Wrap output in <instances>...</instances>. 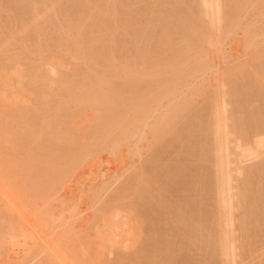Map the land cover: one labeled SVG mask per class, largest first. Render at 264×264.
<instances>
[{
    "label": "bare ground",
    "instance_id": "6f19581e",
    "mask_svg": "<svg viewBox=\"0 0 264 264\" xmlns=\"http://www.w3.org/2000/svg\"><path fill=\"white\" fill-rule=\"evenodd\" d=\"M136 1L113 0L112 2L111 0V3L110 0H68L69 4L65 5L67 9L64 8L67 10L64 18L68 19L65 23H62L63 27L58 29L64 34L60 33L62 36L59 34L60 36L57 35V37L52 38L49 36L47 38L46 34L54 24L50 21L52 19L49 18L51 25L49 23L45 25L44 23L45 26L43 25L42 27L37 26L38 24L35 22L40 21L41 17L44 18L45 15L43 14L47 13L49 8L53 9L54 13L51 12L52 15L61 14L62 8L59 7L61 11L58 9L60 0H0V4L6 3L8 16L19 14L14 28H12L14 24L12 21V29L9 31L10 35L6 34L9 37L7 36L6 39L0 34V74L4 73V69L9 68L6 70L13 69L12 75L14 77H12L16 78L14 84L18 80V83L22 82L20 80H24L25 83L28 81L30 84L39 82L40 85L38 84L39 86L35 87L37 90L33 91V93L36 92V97L39 99L38 102L40 100H43L44 103L49 102L50 107L54 102L55 110L53 111L56 114L55 118H58L56 113V110H58V113L64 112L63 116L66 117L64 120H68L64 123L68 129L63 131L62 128L66 127V125L61 127L63 133L59 130L55 132V128H60L61 123L63 124V119L60 120V123H58L59 120L53 119L55 122L52 118L51 121L48 120L46 122L44 120V123L42 120L43 125L46 126L45 128L43 126L44 130H49H47V133L51 131L49 128L52 129L54 127L53 131L50 132L52 135L49 134L47 136L45 133L47 136H45L47 138L45 139L49 142V144H45L46 146L43 143L38 145V139L40 140L41 137L37 132L36 136L34 135L33 125L30 131L26 130L27 147H25V152L28 149L26 152L28 153L29 149H31L29 157L26 156L28 161L25 160L30 179L28 178L25 181V187L22 188L24 195L16 194V187L7 183L6 179L8 178L6 173H3V166L1 165L3 160L0 158V220H3L2 226H5V228H2V226V229L0 228V253L5 254L4 252H6L11 260L19 259L21 257L19 255L23 253L25 261L24 263L22 261V264H101L100 262L102 259L105 260L104 256L106 254L108 255L109 253L110 255L121 249V242L112 243L108 239H110L111 233L113 237H117L113 239L122 237L121 233L124 228L117 225L112 226L116 220L125 218V221H130L131 219L129 215L125 216L122 213V209L115 211V213L108 209L102 210L101 214L99 213L100 216L94 220L92 229L94 230V237L86 235L90 245L76 246L73 243L76 240V238H73L74 224L69 219L82 215L81 213L84 211L77 212V214L76 210L72 209L74 212L69 210L71 212L67 211L70 214L69 217L65 216L67 214L65 210L66 213L62 210L59 214L54 215L51 209L52 202L57 201L59 193L70 183L69 181L72 180L76 170L96 152L103 150H109L110 153L118 152L130 140H135V144L145 142L144 140L147 139L149 133L158 142L160 141V136L164 135L163 137H166L169 133L166 131L164 134V131L172 126L174 121L177 122L178 118L184 117L186 113L184 111H186L188 106H191L189 103L196 96L199 97V93L203 90L204 84H206L205 82L209 80L208 76L214 73L217 65L213 61V55L216 57L217 52H220L225 47L227 38L231 34L235 36L239 32L238 30L242 28L244 11L247 14L246 9L250 6H256L257 8L255 9H258L259 14L264 17V0H167L169 2L162 0V3L161 0H157L145 12L144 10L138 11L135 8L137 11L132 14V5ZM164 2L165 4H173L171 5L172 8L170 7L172 11L169 10L170 12H168V8L165 11V4L163 5L164 10L162 9L161 4ZM138 3L140 2L137 1L135 4ZM40 4L44 5L43 9L46 6L47 10L45 12L39 10ZM123 7H125L124 14L119 16L121 13L120 11L118 13L117 9L120 10ZM167 12L169 14L172 13V16H174L172 18L176 16L177 20L165 18L168 15L166 14ZM156 14L161 16V18L159 16L161 21H158V23L162 22L160 25L163 29V36L159 37L156 44L159 45L157 49L162 50L164 45L170 41L173 42L172 45L175 46V49H172L173 51L169 49L170 52L167 54V51L162 55L160 54L161 57L158 56V59L156 57L150 59L152 58L150 56L148 59L149 52L153 53L152 51L154 50L151 51V49L156 47V45H153L150 50H147V56L146 50L144 51L142 48L144 56H140L142 52L140 53L138 50L140 53V55L138 54L139 58L137 56L131 61L126 56L129 60L128 62L125 60L120 61L129 50H127V45L130 42L131 45L129 47L131 46V49L132 44L136 48L140 47L142 41H136V39L144 36V32L139 28V25L146 16L151 18ZM163 15H165L164 18ZM14 17L12 18L14 19ZM11 20L7 21L6 26L11 23ZM45 20L47 19L45 18ZM29 21L30 23L34 22L35 25L37 24L35 27L37 31L34 29V32L40 35L36 36H44L43 38L40 37L39 42L35 41L36 44L33 42L35 45H30L31 48H29L30 46L27 43V45L24 44L27 35L26 39L24 38L25 36L21 37L20 34L15 35L17 32H24L29 36L31 32H27V28L31 27L27 24ZM173 21L175 24H173ZM16 24H19V27ZM47 25L49 26L48 28H46ZM111 26L114 29L116 28V30L121 28L120 32L122 34L124 29L127 32L124 33L126 38L131 37L134 39L130 41L131 38L129 40L125 38L129 43L124 39L125 46L124 42L122 44L123 47L127 46V48H124V54L120 52L122 57L120 55L119 58L117 54L113 53L118 46H112L114 48L112 51L110 45L111 43L113 45L118 44L116 43V36L115 39H112V42L109 40L115 34L112 33L113 37L108 35L110 34L108 31ZM55 27L53 28L54 30L52 29L53 32L56 30ZM15 29L17 30L16 32H14ZM3 30L5 31V29ZM4 31H2V35L8 30ZM243 31L246 35L243 46L246 47L247 51L251 49L250 51L252 52V49H257L260 46V42L263 43L260 39L264 35V27L251 32L250 24L246 23ZM110 32L115 31L111 30ZM148 33L151 37L153 35L154 38L156 37L155 28ZM214 33L216 37H214ZM127 34H130V36ZM14 35L16 37L20 36L21 38L19 39L23 40V42L22 40L21 42L19 41L26 46L25 50H22L23 52H16V50H19L18 48L15 53L12 52V47H14V44H12L13 39L16 38ZM28 38L30 39L31 37ZM135 41L136 43H134ZM15 42L18 45V41L15 40ZM137 42L140 43L137 45ZM16 45L15 47H20ZM214 51H216V54L212 53ZM251 52L249 54L252 57ZM112 53L117 56L119 62H116L117 58L112 56ZM255 53L253 52V54ZM30 54H33L34 58H38L34 64L31 59L33 56L31 55V58H29ZM51 54L52 57H50ZM254 57L257 56L254 55ZM259 58L257 57V60H255L256 58H250L249 62L246 63L247 67L243 66L241 69L239 68L240 70L237 68L239 70L238 76L227 72L225 73L229 74L228 76L224 75V73L223 76L220 74L222 77L219 74L213 76L214 81L217 82L218 80V89L212 95H207L208 99L206 97V103H204V106L203 104L201 105V110H197V112H194L195 114L188 113L190 117L194 114L192 118L185 116L188 120L183 119L186 126L184 127L190 135L187 141L191 149L185 148L191 154V157L188 156V153L186 155L190 157V161L187 159L184 161V163H187L185 168L179 167V169L174 163L171 165L177 167L176 172L180 170L178 174L183 178L188 177L191 181L192 178H195L193 179V184L187 181L188 179H182V181H185L184 185L181 182L176 185L180 186V188L185 187V191H190V194L196 187H199L198 191L200 190L204 195H201L202 197L199 200H191V202L186 200V205H182L183 207L180 206L177 209L179 214L175 212L173 216L172 214L170 216L177 225V227L173 226V228H176L174 230L183 232L181 233L182 237L173 236L183 238L185 240L183 243L186 244L185 247L189 252L192 255L197 254L200 256L201 261H199L201 264H242V262L238 261V258L241 254L240 251L246 247L243 243L249 239L250 233L254 232L252 235H255L259 228L264 227V110H262L264 105L261 109L252 104L247 105L249 98L250 102L254 100V103L258 106L264 104V78H261L260 75L263 73L259 74L256 67L257 70L252 68L250 71L252 62L256 61L254 63L257 66ZM20 60H24L26 63L29 60L31 65L27 64L29 67L26 66L27 69L23 68ZM71 61L75 64L74 68ZM259 61L261 62V60ZM102 64L104 66H101ZM98 66L107 67V71H104L106 70L104 68L102 70L105 73L103 71V73H98L100 72L98 69H101ZM259 70L264 72V68ZM96 74H98V77ZM224 76L227 77L224 78ZM5 78L9 79L7 75ZM199 80L200 82H198ZM21 84L22 87H26L24 83ZM14 87L17 88L16 85ZM7 88L11 91V84H8ZM24 91L26 90L24 89ZM51 94L54 95L52 96ZM36 97L34 100L36 101L35 107L38 103ZM47 98H50V100ZM44 99L48 100V102ZM43 102L41 104L38 103L39 107L43 104L42 108H38L37 105V109H41L39 112L45 110L43 108H47L46 110L50 109V107H47L49 105ZM24 105L26 106V103ZM191 107L193 108V106ZM87 108H93L96 111V117L88 124L86 132H83L79 120ZM37 109L35 108V110ZM51 110L48 111L52 113L53 111ZM42 114L44 116L43 111ZM15 117L18 116L16 115ZM32 120H30L31 122L27 121V123L25 119V125L31 126V124H34ZM49 122H52L50 123L51 126L47 124ZM54 122L55 124H53ZM177 123L180 124L182 122ZM29 126H25V128L29 129ZM48 126L49 128H47ZM43 128V134L41 135H44ZM32 130H34V133ZM23 132L25 133V131ZM55 134H57V137ZM8 136L11 137V134H7ZM184 136L181 134L182 138ZM10 137L6 138V141L11 143ZM82 138L88 139L87 142H84L83 139L81 143L80 140ZM177 139L181 140L178 137ZM46 141L44 140L43 142L46 143ZM181 141L186 145V139ZM35 143L37 144L36 147H34ZM51 143H55L52 148ZM57 144L61 149L66 146L65 150L63 149L64 153H62L63 151L58 152L60 149ZM177 144L181 145L182 143L178 141ZM177 144L174 143L176 148H178ZM182 147L184 148L185 146L182 144ZM141 148L142 145L139 148L140 151L138 149L139 153H141ZM39 152L42 153L39 156V158L42 156L40 162L43 161L42 163L44 164L36 168V166H33L35 162L33 161L32 163V160L37 157L35 159L39 162L37 156ZM182 157V159H185L184 156ZM181 158L179 159L180 161H182ZM180 164L183 165V163ZM176 167L174 168L176 169ZM174 168H171L172 173ZM182 168L183 170H181ZM47 171H50L48 174L53 177L47 181V185L43 184V186L40 183H45L46 180L43 182V179L48 178L49 175L45 178ZM166 172H168L167 168ZM42 173L44 177H42ZM53 173L56 175L55 177L52 175ZM149 174V172L146 175L141 173L140 177L143 175L142 179H145L147 175L150 177ZM168 174L166 173V175ZM175 175L177 176V174L173 176ZM197 176H199V180L196 179ZM178 179L180 180L181 177ZM40 180L42 181L40 182ZM145 180L147 182V179ZM175 188L173 187L174 190ZM141 195L143 196V194ZM43 198H45L46 202H43ZM40 200L44 203H42L44 207L47 206L49 210H42L44 208L43 205L36 204ZM37 207L40 208L38 209ZM172 209H175L174 206ZM32 214L35 216L34 220L31 217ZM111 215L112 218L110 217ZM35 220L38 225H36V222L34 223ZM49 225L53 226L49 228ZM255 228H258V230ZM174 230L171 231L174 232ZM184 240H181V242ZM122 245L124 244L122 243ZM92 246L98 247L96 257L91 256ZM128 247L129 245L124 246V248ZM246 253L248 254V252ZM16 262L14 263L13 261V264H16Z\"/></svg>",
    "mask_w": 264,
    "mask_h": 264
},
{
    "label": "rangeland",
    "instance_id": "374dc122",
    "mask_svg": "<svg viewBox=\"0 0 264 264\" xmlns=\"http://www.w3.org/2000/svg\"><path fill=\"white\" fill-rule=\"evenodd\" d=\"M60 1L61 2H59L60 5H58V9L62 8L63 11H61V9H60L61 14H58L57 16L55 14H53L54 16L52 15L51 12H53V9H50V8L46 13L45 11L47 10V8L45 6V9H43L44 8L43 4H40L38 7L40 11L45 12L43 14L45 16H44V18L40 16L41 20L39 19L40 21H36L35 23L38 24V25L37 24L36 25L39 27H42L44 25V23H45V25H46V23L50 24V21H52L51 23H54L51 26L52 28L50 30H48V32H47L48 35L46 34L47 38L49 36L51 38L57 37V35L60 36L61 35L60 33H63V32L59 31L58 29L63 27L62 23H65V21H67V19H68V18L67 19L64 18V17H66L65 11H67L66 10L67 7H65V5L67 6L68 0H60ZM137 1L140 3L135 4ZM137 1L132 5L134 7V8L132 7V14L134 12H136L137 9H138V11L144 10V12H145L149 7L153 6L154 2H156L157 0H141V1L137 0ZM110 2H111V0H110ZM112 2H113V0H112ZM165 2H169V1L165 0ZM165 2L163 4H161L163 10H164L163 5L165 4ZM49 3H50V1H49ZM161 3H162V0H161ZM171 5H173V4H170V3L165 4L164 5V7L166 6L165 11H167V8H168V12L172 11ZM251 7L252 6H250L248 9H250ZM253 7L250 10L246 9L247 14L244 11V14L242 16V19H243L242 23L243 24L241 23L242 28H240V30H238L239 32L237 31L238 32L237 34L235 33L236 34L235 36H234V34H231L228 37L229 40L227 38V41H226L227 43L225 44V47L223 48V50H221L220 52H217V54H216V51L212 52L213 54L214 53L216 54V57H214V55H213V58H214L213 61L215 62L217 67H216L214 73H212L210 76H208L209 78L207 77L210 81L207 80L205 82L206 84H204V88L202 86V88H203V90L201 91L202 93L201 92H200L201 94L199 93V97L198 96L195 97L196 101H195V99H193L194 100V101L192 100L193 103H192V101L189 103V105L193 106V108L191 106L190 107L188 106L189 108H192V109H189L187 107L186 111H184V112H186L184 117L183 118L180 117L177 119V122H179V123L182 122V123L178 124L176 121H174L172 126L169 127L170 129L167 128L164 131V134L166 133V131L169 134L168 135L166 134L167 135L166 137H163L164 135L160 136L161 138H160L159 142L157 140H155L156 138H154L151 135V133H149V135L147 136V139L144 140L145 142H138V144H135V140H130V142L123 145L121 147L120 151H118V152L110 153L109 150H103L101 152H96L93 156L88 158L85 161V163H83L76 170L75 174L73 175L72 180L69 181L70 183H68V185L65 186L61 190V192L59 193L57 201L55 200L52 202L51 209L54 212V215L57 213L59 214V212H61L62 210L63 211L65 210L66 212L68 211L69 213H71L69 210H71V211L76 210L75 211L76 213L77 212L80 213V211H84L83 213H81L82 215H78L76 217L69 219V221H71L74 224L73 225V238H76V240L73 243L76 246H81L83 244L90 245V243L88 242L89 239L86 237V235L87 236L91 235L90 237H94V235H93L94 230H92L93 226H94V220L96 218H98V216H100L99 213L101 214L102 210L108 209L109 211L111 210L112 213H113V211L115 213V211L122 209V213H124L125 216L129 215L131 217L130 221L129 220L125 221V218H122L120 220H116L115 223H113V225H112L113 227L115 225H117V226H121L124 228V230L121 233L122 237L118 238V239H113V238H117V237H113V234L110 232L111 236H110V239H108V240H110V242H112V243L119 241V242H121V246H123V247L120 246L121 249H119L118 251L116 250L115 253H113V254L109 255V253H108L109 256L106 254L104 256L105 260L102 259V261L100 262L101 264L102 263L103 264H201L200 256L197 254L192 255L189 252V250L185 247L186 244L183 243V242H185V240L183 238L182 239L179 238V237H182L181 233H183V232L180 230H179L180 232L177 230H174V229H176L175 227H177V225L172 221V218L170 216V214H172V216H173L175 214V212H177V209L180 206L181 207L185 206L186 202H187L186 200H190L189 202H191V200H196V199L199 200L202 197L201 195H204V194H202V192L200 190L198 191L199 187H196V189L194 191H192V194H190L191 193L190 191H188V190L185 191V189H186L185 187L180 188V186L179 187L177 186L180 182L182 185H184L185 181H182V179H184V180L188 179L187 181H189L191 184H193L194 183L193 179L195 178V177L192 178V181H191V180H189L188 177L183 178L181 175H179L178 172L180 170H178V172H176L177 167L178 168L179 167L185 168V165L187 163L186 162L184 163V161L186 159L190 161V157H191L190 156L191 154L187 152V149H191V146L189 145V143L187 141L189 139L188 137L190 135L185 128L186 126L184 125V120L187 121L188 118L193 117V115L195 114L194 112H197V110H201V105L203 104V106H204V103H206V100L208 99L207 95H212V93L218 89V85H219L218 80H217V82L214 81L215 79L213 76L218 75V74L219 75L221 74L223 76V73H224V75H227L225 72L232 74V75H237V73L239 72V70L243 66L244 67L248 66V65L246 66V63L249 62L250 58H254V59L256 58L255 60H257V57L258 58L260 57L258 59V64H256L257 66H255L256 61H254L255 63L252 62L253 64H251V63H248V64L252 65V66H250L251 68L249 67L250 71L252 68H253V70H257L256 68H258L259 74L263 73V74H260L261 78H264V77H262V76H264V72H262V70H259V69L264 68V60H263L264 59L263 58L264 57V44H263L264 43V38H263L264 35L260 39V41H262L263 43L260 42V46H258L257 49H255V48H254V50L252 49V52L250 51L251 49L247 51L246 47L243 46V44H245L244 39L246 37V35L243 31V27L245 26L246 23L248 25L250 24L251 32H254V31L259 30L260 28L264 27V17L261 14H259L258 9H255V8H257L256 6H253ZM64 8H66V9H64ZM124 8L125 7L118 10L119 9V7H118L117 12L120 11V13H121L119 16H123L124 11H125ZM135 8H137V9H135ZM168 12L166 13V14H168L167 17H165V18H168L169 20H173V19L177 20L176 16H175V18H172L174 16H172V13H170L171 14L170 15ZM62 13H64V14H62ZM59 15H61V16H59ZM84 15H86V14H84ZM11 16L12 15L8 16L6 3L0 4V34H1V36H3V38H6V39H7V36L10 35V33H9L10 29L15 27L14 26L15 23H17L16 18L19 16V14H14L15 17L12 16V17H14V19ZM159 16H160L159 14L158 15L156 14L155 16H153L151 18L146 16L143 19V22L141 23L142 27L140 24L139 28L144 32V36L138 37L136 39V41H142L141 43L137 42V45H138V43L141 44L140 47H137V48L135 47V45L133 46V44H132V49H131V46L129 47V45H131V42H130V44L127 45L128 48H127V46L123 47L122 43L124 42V46H125L124 39L126 38V35H124V33H127V32L123 29L122 31L124 33L122 34L120 32L121 28H118V30H116V28L114 29V27L111 26L110 30L108 31L110 34H108V35H111V37H113L112 33L113 34L115 33V34H114V37L109 39V40H110V42H112V39H115L117 37L116 43H118L115 45H113V43L110 44L111 47L112 46L116 47V45L118 46L115 48V52H113V53L115 55L117 54V56L119 58L120 55L122 54L120 52H123V54L125 53L124 48H127V50L128 49L130 50V52H129V50L128 51L126 50L127 52H126L125 56H123L124 58L123 59L121 58L120 61L125 60L126 62H128L129 60L127 58H130L132 61V59L134 60L135 58H137V56L139 58V55L141 52L142 53L140 56H144L143 50L144 51L146 50L145 51V53H146L148 49L150 50L153 47V45L157 44L159 37L163 36V34H162L163 29H162V26L160 25V23L162 24V22L158 23V21H161V19H160L161 16H160V18H159ZM164 16L165 15H163V18H164ZM9 17H11V18H9ZM62 17H63V20H62ZM155 17H157V18H155ZM42 18H43V20H42ZM45 18L47 20H45ZM49 18L52 20L49 21ZM84 18H86V16H84ZM9 19H12L11 23L8 24V26L10 25V27L6 26V23ZM64 19H66V20H64ZM12 21L14 22V24ZM35 23L34 22L30 23V21L27 23L28 25L31 26V27L28 26L30 28H27V32L31 31L29 33L30 34L29 36L27 33H24V32L23 33L17 32L16 34L14 33L15 35L20 34L21 37L25 36L24 37L25 39H26V35H27V39H26V41H24V44L27 43L29 46L35 45L36 44L35 41L39 42L40 37H42V35L40 37H37L40 34L38 35L37 32H34V29H35V31H37V28H35L36 27ZM253 23H255V24H253ZM11 24H13V27ZM173 24H175L174 21H173ZM17 25L19 27V24H16V26ZM54 26H56L55 28H56V30H58V31L55 30L54 31L55 33L53 32ZM5 27H7L9 29H7ZM48 27L49 26L47 25L46 28H48ZM152 27L155 28V35H156L155 38H154V35H153V37H151V35L148 33L150 31L154 30V28L152 29ZM3 29H5V31L6 30H8V31L5 32ZM16 29H18V28H16ZM16 29L14 32L17 31ZM111 30L115 31V32H110ZM2 31L5 32L4 33L5 36L2 35L3 34ZM174 31H175V29H174ZM118 32H119V34L116 35V33H118ZM21 33H22V35H21ZM6 34H8V35H6ZM53 34H54V36H53ZM119 35H121V36H119ZM20 36L19 37L15 36L17 39L15 37H14L15 39H13V43H12V44H14V47H12L13 53H15V50L17 48L19 49V50H16V52L18 51V53H20V51L23 52L22 50H25L26 46L23 43H20L22 40V39L21 40L19 39V38H21ZM128 36H130V34ZM28 37H31V38L29 39ZM118 37H120V38H118ZM148 37H149V39H148ZM214 37H216L215 33H214ZM129 38H131V37H127L126 39L129 40ZM150 38H151V41L153 43L150 41ZM34 39H37V40H34ZM15 40L18 41L17 44L20 47H15V45H16ZM133 40L134 39H132V38L130 39V41H133ZM28 41H30V42H28ZM136 41L134 43H136ZM148 41H149V43H148ZM22 42H23V40H22ZM114 42H115V40H114ZM126 42H128V41L126 40ZM171 42L172 41L167 42L166 43L167 45L165 44L164 47L162 48V50L157 49V46L159 48V45H156L155 49H151V51L154 50V51H152L153 53L149 52L150 54L148 55V52H147L146 56L148 55V59L150 57H152L150 59H154V57H156L158 59V56L161 57V55L164 54L166 51H167L166 54L169 53L172 49H175V46L172 45L173 42L172 43ZM150 43H152V44H150ZM18 45H16V46H18ZM29 48H31V46ZM142 48H143V50H142ZM113 49L114 48L112 47V51H113ZM122 49H123V51H121ZM169 49H170V51H169ZM138 50L140 53L138 52ZM159 50L161 51V53H159L160 52ZM211 50H213V49H211ZM155 51H156V53H155ZM249 51L252 53V55H253L252 57L250 56L251 54H249L250 53ZM253 52L254 53L256 52V53L253 54ZM113 53H112V56H114ZM246 53L249 55H247ZM129 54H131V55H129ZM151 54L152 55L154 54V55L152 56ZM31 55L33 56V54H30L29 58H31ZM254 55H256L257 57H254ZM117 56H114V57L117 58ZM126 56H128V57L126 58ZM247 56H250V57H247ZM50 57H52V54L50 55ZM121 57H122V55H121ZM118 58H117L116 62H119ZM23 59L27 60L26 58H23ZM31 59H32V63L34 64L35 60H37L38 58H34V56H33ZM24 60H20L21 61L20 64H21V67H23V68L25 67L27 69V67H29V65H27V64H30V62L28 60V62L26 63ZM259 60H261V62ZM262 60H263V62H262ZM136 61H138V60H136ZM252 61H253V59H252ZM71 62L73 63V65H72V63H70V64L74 68L75 64L73 61H71ZM139 62H140V59H139ZM241 63H243L245 65H243ZM236 65H238V66H236ZM72 66H71V68H72ZM101 66H104V65L102 64ZM101 66L100 67L98 66V68H101V69L96 68V69H98V71H100V72L97 71L98 73H101L103 71L102 69L105 68V67H101ZM84 67H86V66H84ZM237 68L238 69L240 68V69L238 70ZM6 69H9V68H6ZM6 69L3 70L4 73L0 74V158L3 160L1 165L3 166V171H4L3 173H6V175H7V178H8V179H6L7 183L10 186L16 187V194L24 195L25 193H24V190L22 188L25 187V184H26L25 181L28 180V178L30 179V176H28L29 172L27 170L26 161H28L27 157H29L28 155H29V151L31 149V148L29 149L28 153H26L28 149L25 152V147H27V142H26L27 131L26 130L30 131L31 127L33 125V129L35 130V133L33 132L34 130H32V132L34 133V135L36 134V132L39 133L40 137H41L40 140L38 139V143H39L38 145H42L40 143H43V145L49 144V142L46 141V139H47L46 137L49 134L52 135V133H50V132H52L53 131L52 129H54V127H52V129L49 128V126H51L50 123H52L56 119L59 120L58 123H60L61 122L60 120H62V119L64 120L66 117L63 116L64 112L58 113V110H56L58 118H55L56 114L53 111V110H55V108H54L55 104H54V102H53L54 105L51 104V107L53 105V108L51 110V107H50L49 102H48V100H50L52 94L50 95V98H47L48 100L44 99L48 103H44L43 100H40L38 102L39 99L36 97V92L33 93V91L37 90L36 88L40 85L39 82L36 84H30V83H28V81H26V83H27L26 84L24 80H20V81H22L21 83H24L27 87L26 88L24 86L25 87L24 88V87H22V84L20 82H19L20 84L18 83L19 80L17 81L18 84L17 83L14 84V81L16 82V78H13L14 77V75H12L13 69H10V70H6ZM105 69L106 70H104V71H107V67ZM233 70H235V71H233ZM5 72H6V74H5ZM234 72H235V74H234ZM6 75L9 77V79L5 78ZM96 75L98 77V74H96ZM221 75H220V77H222ZM226 77L224 76V78H226ZM221 79H223V78H221ZM219 81H220V79H219ZM198 82H200V80ZM8 84H11V87H12L11 91L8 90V88H7ZM15 85L17 86V88L14 87ZM24 89L26 91H24ZM210 91H212V92L210 93ZM33 95H35V96H33ZM35 97H36V100L39 104H41V102H43L46 105L48 104L49 106H47V107H50V109H48V110H51L54 113L53 112L51 113L50 111L46 110L47 108H43V109H45V110H42L44 113V116H43L42 111L39 112V110H41V109H37L38 103L35 107V104H36V101H34ZM206 97H207V99H206ZM247 101L250 102V98ZM252 101H253V103H251ZM249 102H247V105L252 104L255 107L260 108V109L264 105L261 103L262 100H261V102H258L259 104H262L260 106L256 105L254 103V100H251L250 103ZM23 103L24 104L26 103V106ZM254 106H252V107H254ZM40 107L42 108L43 104ZM40 107L38 105V108H40ZM35 108L37 110H35ZM2 109H3V111H2ZM4 109H6V110H4ZM262 110H264V108H262ZM191 111H193V112H191ZM184 112H183V114H184ZM189 112H190V114L191 113H194V114H192V116L190 117V115L188 114ZM9 114H11V115H9ZM16 115L18 117H15ZM185 116H187L188 118L186 117L187 118L186 119ZM2 117H3V119H2ZM95 117H96V111L93 108H87L79 120L80 127H81L83 132H86V128H87L88 124ZM32 118H33V120H32ZM51 118H52V120L53 119H55V120L47 123L49 125L47 128H49L51 130L49 133H47L48 129L44 130V128L46 126H44L43 123H44V120L46 122L48 120L51 121ZM25 119H26V122L30 121V120L34 121L33 122L34 124H31V126H29L28 124L25 125L26 124V122L24 121ZM4 120H5V122H4ZM42 120H43V123H42ZM66 120L63 121V124L61 123L60 128H55V132H57V130L62 132V129H63V131H66L68 129L66 124H65L66 127H63L64 123H66L65 122ZM55 122L53 124H55ZM174 124H176L175 127H174ZM24 125L29 126V129L25 128ZM43 126H44V128H43ZM61 127H63V128L61 129ZM42 128H43L44 135H41V134H43ZM174 128L176 130L182 128V129H180L182 131L177 130V132H178L177 133ZM36 129H37V131H36ZM23 131H25V133ZM169 131L171 132V134ZM55 132H53V133H55ZM61 132H60V134H61ZM172 132H176V133H172ZM45 133L47 134V136L45 135ZM179 133H181L182 136H184V135H186V136H184L182 138L181 134H179ZM183 133H184V135H183ZM7 134L8 135L11 134V137L10 136L7 137ZM173 134H175V135L179 134L180 136L179 135H176V136L178 138H181V140L186 139V141H185L186 145L184 144L183 141L178 140L175 135L173 136ZM55 135L57 137V134H55ZM37 136H38V134H37ZM9 137L11 138V141H12L11 143L6 141V138H9ZM43 137H44V139H43ZM50 137H53V136H50ZM171 137H173V138H171ZM84 138H87V137H84ZM84 138H82L80 140V142L83 141ZM44 140L46 141V143L43 142ZM87 140L84 139V142H87ZM178 141H179V143L181 142L183 144V146H185V147L183 148L182 144L181 145L177 144ZM61 143H63V142H61ZM61 143H60V145H61ZM65 143H64V145L67 144V143L66 144ZM174 143L177 144L178 148H176V145H174ZM53 144H55V143H53ZM53 144L51 143V148H52ZM58 144H57V146H58ZM36 145L37 144L35 143L34 147H36ZM141 145H142L141 153H139L138 149L141 147ZM172 145H173V147H172ZM41 147H44V146H41ZM65 147L66 146H64V148L61 149V147L58 146V148L60 150L59 151L57 150V151L59 153L63 151L62 153H64ZM171 147H172V149H171ZM54 148H56V147H54ZM67 148H68V146H67ZM180 148H182V150H180ZM185 148H187V149L185 150ZM132 149L133 150L135 149L134 153H133ZM136 149H137V151H136ZM170 149H171V151H170ZM52 150H54V149H52ZM165 150L167 153L165 152ZM139 151H140V149H139ZM187 153H188V156H190V157L186 156ZM41 154L42 153L39 152L37 155L39 162L37 161V159H35L37 157L33 158V160H32V163H33V161L35 162V164H33V166H36V168H37V166L41 167V164H44V163H42L43 162L42 160H41L42 162H40V159H42V156H41V158H39V156ZM143 154H145L144 157H143ZM134 155H136V156H134ZM181 155L184 156L185 159H182L183 157ZM179 157L180 158L182 157L181 158L182 161L179 160L180 159ZM192 157H193V155H192ZM191 159H193V158H191ZM193 160H195V159H193ZM173 163L177 167L175 165H171ZM180 163H183V165ZM42 166H44V165H42ZM170 166H171V168L176 167V169L174 168L173 173L177 174V176L176 175L173 176L174 174L172 173L171 168H170L171 171H169ZM164 168H165V170H164ZM166 168H167L168 172H166ZM183 168L181 170H183ZM42 169H44V167H42ZM41 172H43V171H41ZM49 172L48 171L46 172L45 178L47 177V175H49L48 174ZM148 172L150 173L149 174L150 177H148V175H147L148 178L147 177L145 178V179H147V182H146V180L144 178L142 179V177H143V175L148 174ZM43 173H45V172H43ZM43 173H42V177H44ZM51 173H52V171H51ZM141 173H143L142 177H140ZM166 173L167 174L169 173V174L166 175ZM153 174H154V176H153ZM52 175H54V177L56 176L54 173ZM49 176L47 179H43V182H44V180H46L45 181L46 184L40 183L42 180H40L39 183L42 185L43 184L47 185V181L51 177H53L51 175H49ZM169 177H171V178H169ZM179 177H181L180 180L178 179ZM171 179H172V181H171ZM196 179L199 180V176H197ZM142 181H144L145 184ZM149 181H150V183H149ZM140 183H141V185H140ZM173 187H176L175 190L173 189ZM177 189H179V190H177ZM150 192H151V194H150ZM194 192H195V194H193ZM187 193H189L190 195ZM141 194H143V196ZM156 199L159 202L155 201ZM43 202H46L45 198H43ZM43 202H41V200H40V201H37L36 204L41 205ZM98 203H100V204L98 205ZM173 206L175 208L174 210L172 209ZM43 207H44V205H43ZM37 208L39 209L40 207H37ZM45 209L49 210V208H47V206L44 207L42 210H45ZM68 212H67V214H65V216L69 217L70 214ZM177 214H179V213L177 212ZM33 215L34 214H32V216L30 215L32 217V219L35 217ZM110 217L112 218V215ZM170 218H171V220H170ZM0 221H2L0 223V228H1V226L3 225V220H0ZM35 222H36V220L34 221V223ZM36 225H38V223ZM171 225H172V227H171ZM179 225L181 226V224H179ZM49 226H50L49 228H51V226H53V225H49ZM173 226H175V227L173 228ZM2 228H5V226H2ZM255 229L258 230V228H255ZM171 230L172 231L174 230V232H172ZM257 230H255V231H257ZM176 231H177V233H176ZM178 233H180V234H178ZM252 233H254V232H252ZM252 233H250L249 239L247 241H245V243H243L246 247H244L240 251V253L241 254L243 253V254L242 255L240 254L238 261L240 263L242 262V264H264V255H263L264 254V227H262L261 229L259 228V230L257 231V233L255 235H252ZM171 235L172 236L178 235L179 237H174V236L172 237ZM256 235H258V236H256ZM253 236H254V238H253ZM83 237H85V238H83ZM259 239H261V240H259ZM181 240H184V241L181 242ZM255 241H256V243L254 244ZM122 243L124 245H122ZM248 243H250V244H248ZM125 245H129V247L124 248ZM194 249H195V247H194ZM97 250H98V247H93V250L91 252V256L96 257ZM246 252H248V254ZM4 253L5 254L0 253V264H13V261H14V263L17 261L16 264H19V263L22 264V261H23V263L25 261V257H24L23 253H21L19 255L21 257L18 256L19 259L16 258L14 260L9 259V255L6 252H4ZM244 255H246V256H244Z\"/></svg>",
    "mask_w": 264,
    "mask_h": 264
}]
</instances>
